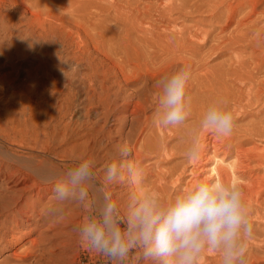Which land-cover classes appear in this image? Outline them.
<instances>
[{"label": "bare ground", "instance_id": "6f19581e", "mask_svg": "<svg viewBox=\"0 0 264 264\" xmlns=\"http://www.w3.org/2000/svg\"><path fill=\"white\" fill-rule=\"evenodd\" d=\"M10 1L31 11L35 18L41 20L42 26L47 19L58 26H64V21L74 24L92 44L102 48L108 59L113 63L118 61L126 87L131 90L132 113L137 117L138 127L124 136L123 147L113 144L110 154L113 159L119 158L122 148L130 149L128 160L145 170L146 184L168 197L202 178L200 169L208 171L209 175L205 178L209 180L223 178L241 182L250 210V221L264 222V212L260 210L264 206V174L253 168L255 164L252 167L254 162L263 164L264 150L249 146L254 137L264 140V106H259L258 111L255 109L256 114L251 113V118L257 120L243 123L242 131L238 130L241 125L237 127V132L232 131L226 138L211 133L202 134L201 154L187 163L190 166L182 159L186 155L191 131L210 102L222 100L228 103L232 99L239 105L238 108H248L258 107L264 100V8H261L260 0H155L144 3L143 7L135 0ZM244 7L247 11L244 10L245 14L241 17ZM204 13L210 22L216 24L213 30L197 27L193 31L180 25L181 19L188 15ZM111 16L123 24L119 41L108 30ZM78 39L83 41L80 31ZM38 46V42L33 44V47ZM33 47L18 54L24 57V65L13 66L12 72L0 76L3 93L16 88L13 86L15 79L11 78L14 72L17 76L25 73L28 79L32 78L31 68L36 59L43 63L61 60L49 56L45 43L38 53L25 58ZM225 52L230 53L226 55L228 58L224 56L221 63L208 67L209 57H215L216 53L219 57ZM11 57V53L6 55V63L11 62ZM59 65L64 70L67 62ZM182 67L191 71L187 88L192 101L191 116L182 127H159L154 122L155 111L149 113L151 109L156 110L158 82ZM42 99V96H37L35 102L29 104L28 100L11 98L6 105V121L3 124L0 116V246L7 242L2 249L25 240L26 233L23 234L19 227L32 223L37 226L45 224L46 210L42 199L50 194V200H53L55 184L69 166L59 162L60 159L52 155L51 148L40 144L34 133H27V127H37L41 122L42 109L47 107L42 105ZM235 104L234 107L237 106ZM245 111L236 114L243 113L244 119L250 118ZM25 112L26 115H21L17 122V115ZM151 157L156 159L148 161ZM186 170H190L193 176L182 183ZM36 188L38 208L30 205L28 196ZM11 223H14L13 234H9ZM263 224L260 226L262 230L257 228L253 231L247 242L245 264H264ZM9 235L11 239L7 240ZM32 241L33 247L36 246V241ZM13 254L20 256L16 251ZM202 264H218V260L207 255Z\"/></svg>", "mask_w": 264, "mask_h": 264}, {"label": "rangeland", "instance_id": "374dc122", "mask_svg": "<svg viewBox=\"0 0 264 264\" xmlns=\"http://www.w3.org/2000/svg\"><path fill=\"white\" fill-rule=\"evenodd\" d=\"M135 1H138L142 4L140 6L138 3L139 6L143 7L144 3L155 0ZM260 1L262 2L261 8H264V0ZM244 10L247 11V7L242 9L241 17L245 14ZM64 23V26H58L55 22L47 19L42 26L41 20L35 18L31 11L10 0H0V76L12 72L11 67L13 66L24 65V57L18 54L33 47L35 42H38L40 46L33 47V51L29 52L25 58L30 57L32 53H38L41 45L45 43L49 56H55L56 60L57 58L61 59L50 63H43L40 59H36L31 68V79H28L25 73H22L21 76L13 73L11 78L15 79L13 86L16 88L12 91L6 90V93L2 92L4 90H0L1 124L6 121L5 109L11 98L21 101L28 100L29 104H33L37 96H42V105L47 107L42 109L41 122L37 127L35 125L27 127V133L29 135L34 133L40 144L44 143L49 146L52 155H56L61 163H68L71 166L76 156L95 159V170L98 179L102 181L105 166L113 161L110 156L113 152V144H116L118 148L123 147L124 136L138 127L137 117L132 113L134 103L130 100L131 90L126 87L118 61L113 63L108 59L102 48L92 44L77 26L67 21ZM210 23L212 22L205 13L190 14L180 21V25L190 27L193 31L197 27L213 30L216 24ZM122 28L121 22L112 16L109 18L108 30L116 41H119L121 37ZM79 31L83 37L82 42L78 39ZM8 53L12 55L10 63H6ZM217 54L215 57H209L208 67L209 65L211 67L218 65L222 62L223 57L225 56L226 59L230 53L219 54V57ZM66 62V69L61 70L59 63L63 65ZM230 100L226 104L230 103L228 107L233 109H231L233 114L235 112L234 127L236 126V129L233 128V131L236 132L242 129L243 123L246 124L252 119L257 120V118H251V115L256 114L255 109L258 111L264 106V100H262L263 102L261 101L258 107L257 105L249 106L250 110L247 107H239L240 110L239 105L235 104L234 100ZM234 104L237 106L234 107ZM259 106L261 107L259 108ZM154 111L155 109H151L149 113ZM238 111L247 112L251 119L248 116L249 119H244L243 113L238 115L240 113ZM236 112L238 113L236 114ZM262 113L264 114V112ZM21 115H26V112L17 115V122ZM239 126L241 127L237 130ZM136 137L135 135L134 138ZM253 139L254 141L249 146H258L264 150V140L260 137ZM155 159L156 157H151L148 161L152 162ZM182 159L186 164L190 162L186 155ZM259 165L256 162L252 163V167L256 171L259 170L262 175L264 174V162ZM200 170V177H202L200 179H203V176L204 179H208L205 178L209 175L208 171ZM199 171L198 174H200ZM192 176L190 170H186L182 176V183L190 180ZM108 189L113 199L123 206L127 203L134 186L125 174L123 180L109 185ZM37 190V188L32 189L28 196L30 205L33 204L32 206L38 208L39 194ZM50 198L49 194L42 199V206H45L46 210L45 224L37 226L32 223L29 226L19 227L23 234L26 233L25 240L11 248L5 247V249L2 248L7 242H3V246H0V264H110L106 257L89 250L79 240L77 226L85 214V209L76 207V204L73 203L57 204ZM263 208L264 206L260 210L264 212ZM258 221L251 222L252 234L257 228L262 230L260 226L264 222ZM13 226L14 223L9 224L11 230L9 234L14 233ZM17 234L19 235V233ZM6 239L10 240L11 236H6ZM32 240L36 241L34 247ZM15 251L20 253V256H15L13 254ZM130 264H135V261L130 260ZM142 264H151V262L145 261Z\"/></svg>", "mask_w": 264, "mask_h": 264}, {"label": "clouds", "instance_id": "9594fccd", "mask_svg": "<svg viewBox=\"0 0 264 264\" xmlns=\"http://www.w3.org/2000/svg\"><path fill=\"white\" fill-rule=\"evenodd\" d=\"M191 71L179 68L158 82L154 122L162 128L184 126L191 116L187 94ZM234 114L222 100L210 102L191 131L186 149L190 160L203 148L204 133L226 138L232 134ZM122 148L98 179L96 161L82 156L74 160L53 189L57 204L73 203L85 209L77 226L80 242L106 257L110 264H202L207 255L218 264H245L252 225L241 182L231 179H199L171 197L148 186L145 170L127 158ZM127 174L134 185L125 205L113 199L108 186Z\"/></svg>", "mask_w": 264, "mask_h": 264}]
</instances>
